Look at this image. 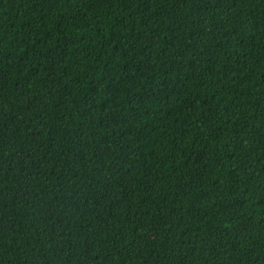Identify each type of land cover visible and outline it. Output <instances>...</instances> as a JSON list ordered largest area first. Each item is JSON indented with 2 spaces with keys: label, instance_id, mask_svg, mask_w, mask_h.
Segmentation results:
<instances>
[{
  "label": "trees",
  "instance_id": "trees-1",
  "mask_svg": "<svg viewBox=\"0 0 264 264\" xmlns=\"http://www.w3.org/2000/svg\"><path fill=\"white\" fill-rule=\"evenodd\" d=\"M0 264H264V0H0Z\"/></svg>",
  "mask_w": 264,
  "mask_h": 264
}]
</instances>
